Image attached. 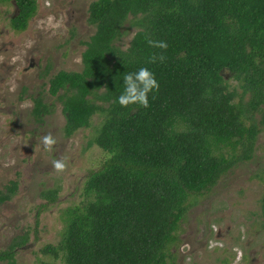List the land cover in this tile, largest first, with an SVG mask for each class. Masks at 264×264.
<instances>
[{
    "label": "trees",
    "instance_id": "trees-1",
    "mask_svg": "<svg viewBox=\"0 0 264 264\" xmlns=\"http://www.w3.org/2000/svg\"><path fill=\"white\" fill-rule=\"evenodd\" d=\"M14 4L20 12L12 27L24 30L36 0ZM129 20L138 30L123 49L117 41ZM89 22L95 32L83 52V69L59 71L49 92L60 95L67 136L103 115L89 147L97 145L110 157L88 175L85 200L68 208L60 241L41 251L63 256L67 264H167L190 198L253 157L261 130L256 114L264 113V0H94ZM148 39L168 47H151ZM153 54L166 59L149 63ZM141 67L154 72L159 91L149 93L148 108H122L117 97L123 77ZM226 71L238 84L230 85ZM49 112L48 104L35 100L36 119ZM225 147L241 154L227 157L220 151ZM17 189L11 181L0 202ZM41 197L46 203L38 217L57 202L59 189ZM261 207L264 214V192ZM28 241V233L16 237L0 251V261L17 264L16 249Z\"/></svg>",
    "mask_w": 264,
    "mask_h": 264
},
{
    "label": "rangeland",
    "instance_id": "rangeland-1",
    "mask_svg": "<svg viewBox=\"0 0 264 264\" xmlns=\"http://www.w3.org/2000/svg\"><path fill=\"white\" fill-rule=\"evenodd\" d=\"M92 1L53 0V7L49 9L43 7V0H36V11L26 29L15 30L11 17L16 6L0 0V191L11 181L18 183L16 194L0 202V251L9 249L16 237L28 233V243L16 249L17 264H41L42 261L67 264L63 256L55 258L41 249L60 241L69 224L68 208L85 200L88 175L110 157L109 152L97 145L89 147L103 115H94L90 127L67 136L60 95L49 92L50 78L59 71L83 69V52L95 32V26L89 22ZM49 13L65 20L64 29L56 36L35 27L36 19ZM133 30L137 32L138 28L127 21L125 34L117 45L123 49L125 44L130 45ZM27 39L36 41L30 50L24 47ZM14 55H21L23 61L12 64ZM77 58L80 63L76 62ZM224 75L231 86L238 84L230 72ZM13 84L17 86L16 91L10 92ZM38 98L50 106V112L41 120L33 115ZM26 100L33 107L21 109L20 104ZM263 119L264 113L256 114L261 130L253 157L236 162L210 191L190 198L177 239L170 246L172 256L167 264H236L234 248L243 252L239 264H264ZM49 131L58 143L52 152H45L39 140ZM220 151L227 157L241 154L240 149L233 153L231 147ZM61 156L67 158L68 169L57 174L52 161ZM52 188L59 189V198L42 209L38 217V210L46 203L41 193ZM209 243L215 245L211 250ZM0 264L6 262L0 261Z\"/></svg>",
    "mask_w": 264,
    "mask_h": 264
},
{
    "label": "clouds",
    "instance_id": "clouds-1",
    "mask_svg": "<svg viewBox=\"0 0 264 264\" xmlns=\"http://www.w3.org/2000/svg\"><path fill=\"white\" fill-rule=\"evenodd\" d=\"M43 7L52 8L53 0H43ZM36 30L42 32H48L50 36H56L61 33V30L65 27V20L63 17H57L56 15L49 13L46 16L39 17L35 21ZM136 35V31L133 30L131 35L129 36V40L134 39ZM147 43L149 46L154 48H160L166 50L168 44L166 41H157L148 39ZM36 44V41L33 39H27L24 43L25 49H32ZM130 47L129 44H125V49ZM165 56L163 54L158 57L153 54L149 59V63H156L157 60L163 62L165 60ZM18 61H23L21 55H14L11 58V63L16 64ZM77 63H80L81 60L77 58ZM124 82V90L117 97V103L122 108H128L130 105L142 106L144 108H148L149 104V93H155L159 91L160 84L156 79L155 74L148 67H141L136 72L126 73L123 77ZM16 85L13 84L10 88V92L16 91ZM33 104L31 101H24L20 104L21 109H29L32 108ZM57 139L54 137L51 131L44 134L40 140L39 144L43 147L45 152H52L54 148L57 146ZM14 164L15 161L13 160ZM7 166V165H6ZM52 168L57 174H63L68 169V160L66 157L61 156L59 159H55L52 161ZM213 229L216 230L215 225H213ZM185 248H189L190 246L185 245ZM215 247L214 244L209 243V250ZM184 250L183 248L181 249ZM236 252V264H239V261L243 257V252L238 248L233 249ZM190 259V258H189Z\"/></svg>",
    "mask_w": 264,
    "mask_h": 264
},
{
    "label": "flooded vegetation",
    "instance_id": "flooded-vegetation-1",
    "mask_svg": "<svg viewBox=\"0 0 264 264\" xmlns=\"http://www.w3.org/2000/svg\"><path fill=\"white\" fill-rule=\"evenodd\" d=\"M1 1H3V0H1ZM6 2H12V3L14 4V0H9V1H6ZM15 6H16V5H15ZM19 12H20V10H19L18 7L16 6V11H15V13H13V15H12V17H11V21H12V18H13L15 15L19 14Z\"/></svg>",
    "mask_w": 264,
    "mask_h": 264
}]
</instances>
